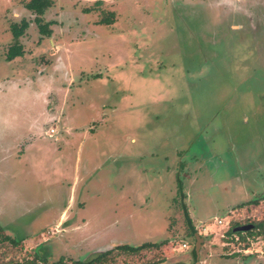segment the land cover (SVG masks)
Returning <instances> with one entry per match:
<instances>
[{"label":"rangeland","instance_id":"rangeland-1","mask_svg":"<svg viewBox=\"0 0 264 264\" xmlns=\"http://www.w3.org/2000/svg\"><path fill=\"white\" fill-rule=\"evenodd\" d=\"M30 1L0 0V264H196L188 214L199 264H264V0H52L50 38Z\"/></svg>","mask_w":264,"mask_h":264},{"label":"trees","instance_id":"trees-1","mask_svg":"<svg viewBox=\"0 0 264 264\" xmlns=\"http://www.w3.org/2000/svg\"><path fill=\"white\" fill-rule=\"evenodd\" d=\"M53 4H54V2L52 0H31L30 2L26 3V7L29 10L38 14L39 18L37 19V22H38L39 28L41 29L40 31L44 35H47V36H50L52 34V31L48 28L50 26V24L49 23L44 24L43 19L41 17H43V15L46 13V11L48 9L53 7ZM108 23H112V22H108ZM27 26L28 25L26 22L23 24L22 28L19 26H16V25L12 26V32H13V35L17 41L24 34V31L26 30ZM8 52H9V56L7 59L9 61H12L18 57L24 56L23 49L18 44V42L14 46H12ZM180 190L182 191L181 188H180ZM188 215H187L188 219L191 220V218H189ZM238 225L239 224H237V223L231 225L230 228L226 231V233L229 234L231 237L234 234L240 233L241 231H239V229L243 228V226H241V225L238 226ZM253 229L260 230V233L258 232L257 234H260V235L264 234V222L263 221L262 222H255V224H253ZM243 238H244V240L246 239L245 237H243ZM3 241H7V242L13 244L14 246H18V242L15 241L10 236H6L5 238H3ZM159 247H160V244H154V243L148 244V243H146V244H143L139 247H131L129 245H121V246H118L116 249L121 250L125 253L137 254L142 250H146L149 248H159ZM114 250L115 249L103 252V253L97 255L96 258H94L91 261H88L86 263L79 261V262H77V264H93L94 263L93 260H98L97 264H100V263L102 264L108 260V257L113 254ZM4 264H49V263L45 259H39V258L35 259L34 258L33 260L24 261V262L8 261V262H5ZM52 264H66V263L64 261V258H61L58 262H54Z\"/></svg>","mask_w":264,"mask_h":264},{"label":"flooded vegetation","instance_id":"flooded-vegetation-1","mask_svg":"<svg viewBox=\"0 0 264 264\" xmlns=\"http://www.w3.org/2000/svg\"><path fill=\"white\" fill-rule=\"evenodd\" d=\"M224 1H227L229 4H230V7L231 8H228V9H230L231 10V12H230V14H229V17H231V18H234L235 19V21H238V19L239 20H249V22L250 21H253V10H256V11H258L259 12V10H257V8H259L256 4H253V5H250V7L248 8V10L246 9V8H242L243 6H242V2H241V4H240V6L239 7H235V5H237V4H235V3H233V1H231V0H224ZM241 1V0H240ZM243 1V0H242ZM255 6H256V8H255ZM25 8L28 10V11H30V12H32L35 16H36V18H35V22L37 23V25H38V22H37V19L39 18L38 17V14H36V13H34L33 11H31V10H29L27 7H26V4H25ZM49 10V9H48ZM47 10V11H48ZM260 10H263V8H260ZM47 11H46V13H47ZM224 11H226V10H224ZM46 13L43 15V17H41L42 19H43V23L44 24H46V23H48V22H45L44 21V17H45V15H46ZM226 13H227V11H226ZM260 13V15H261V17L262 18H264V12H259ZM231 15V16H230ZM245 16L243 19H242V17L241 16ZM257 17H258V15H256ZM27 23V28H26V30H28V28L30 27V22L29 21H27V20H22L21 21V23L20 24H16V26H19V27H23V24L24 23ZM239 24V23H238ZM243 25H242V28H241V30H246V31H253V25H251L252 26V29L251 30H248V28H246L247 26L244 24V23H242ZM51 26L52 25H50L48 28L51 30ZM38 27H39V25H38ZM238 28H240V26H238ZM26 30L24 31V34L21 36V37H23L24 35H25V32H26ZM41 29L39 28V33H40V35L42 36V37H47V38H50L52 35H53V32H52V34L50 35V36H47V35H44L41 31H40ZM52 31V30H51ZM13 33V32H12ZM14 36V35H13ZM20 37V38H21ZM15 38V37H14ZM19 38V39H20ZM41 132H43V129H40L39 128V133H41ZM38 134V133H37ZM253 193H254V191H253ZM252 194V193H251ZM238 211V210H237ZM230 212H233V211H230ZM244 226V225H243ZM243 233H245V231L243 230V231H241L240 232V235H242ZM238 236V234H234V236L235 237H239L240 239H242L243 241H245V240H247L248 238L246 237V239L244 240V238L242 237V236ZM245 235V234H244ZM130 246V245H129ZM103 253V252H102ZM101 254V253H100ZM99 255V254H98Z\"/></svg>","mask_w":264,"mask_h":264},{"label":"built area","instance_id":"built-area-1","mask_svg":"<svg viewBox=\"0 0 264 264\" xmlns=\"http://www.w3.org/2000/svg\"><path fill=\"white\" fill-rule=\"evenodd\" d=\"M230 218V217H229ZM230 219H232V218H230ZM218 226H220V227H227V230L230 228V226H231V220L228 222V223H226V221H225V218H223V219H219V220H217V223H216ZM209 228V227H208ZM208 228H206V230L208 229ZM226 230V231H227ZM226 234H224L222 237L223 238H225L226 236H225ZM234 237V238H233ZM232 240L234 239V241L233 242H231V243H228L227 245H234V244H237V242H239L240 241V245L242 244V239H240L239 237H235V236H232V238H231ZM250 242H252V240L250 241ZM182 248L183 249H189V247H188V245L187 244H183L182 245ZM244 252H246V253H248V252H250V253H252L253 252V254L254 253H259L258 251H253V242H252V244L251 245H249L248 243H247V248H244V250H243ZM240 252V251H239Z\"/></svg>","mask_w":264,"mask_h":264},{"label":"water","instance_id":"water-1","mask_svg":"<svg viewBox=\"0 0 264 264\" xmlns=\"http://www.w3.org/2000/svg\"><path fill=\"white\" fill-rule=\"evenodd\" d=\"M189 220V224H190V227L192 229V232L195 236V240H196V243H195V247H194V251L193 253L196 255V259H197V263L196 264H199V256H200V250H201V247H202V244H203V238L196 232V230L193 228L192 224H191V220ZM244 229L246 228H241L239 229V231H243Z\"/></svg>","mask_w":264,"mask_h":264},{"label":"crops","instance_id":"crops-1","mask_svg":"<svg viewBox=\"0 0 264 264\" xmlns=\"http://www.w3.org/2000/svg\"><path fill=\"white\" fill-rule=\"evenodd\" d=\"M207 1H208V0H207ZM210 1H213V0H209L208 2H210ZM233 3L237 4L236 6L239 7L238 5L241 4V1L237 2V0H233ZM236 6H235V7H236ZM258 175H259V173H258ZM257 178L260 179L259 177H257ZM257 178H256V179H257Z\"/></svg>","mask_w":264,"mask_h":264}]
</instances>
